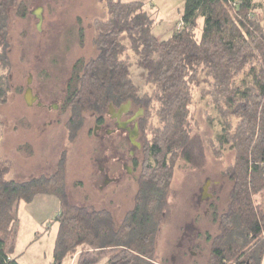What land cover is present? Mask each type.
<instances>
[{
	"label": "trees",
	"instance_id": "16d2710c",
	"mask_svg": "<svg viewBox=\"0 0 264 264\" xmlns=\"http://www.w3.org/2000/svg\"><path fill=\"white\" fill-rule=\"evenodd\" d=\"M105 18L94 22L97 56L79 60L63 103L73 141L85 113L104 115L108 104L131 100L145 110L138 190L132 209L118 223L112 211L74 204L66 187L67 153L50 175L16 180L13 161L2 155L0 120V264H20L15 256L20 202L56 195L60 209L52 264H163L156 251L178 161L205 164L204 140L194 114L198 90L214 106L221 129L208 140L216 158L235 151L226 168L232 182L229 204L215 212L207 264H263L264 261V2L184 0L183 15L167 40L156 37V20L141 1L100 0ZM30 0H0V105L9 100L10 14L28 15ZM203 29L197 34L199 20ZM180 23L182 26L180 27ZM83 37V32L81 33ZM132 54L146 71L150 91L134 82ZM209 116V120H214ZM154 119L156 123H154ZM40 235H38L39 237Z\"/></svg>",
	"mask_w": 264,
	"mask_h": 264
},
{
	"label": "rangeland",
	"instance_id": "374dc122",
	"mask_svg": "<svg viewBox=\"0 0 264 264\" xmlns=\"http://www.w3.org/2000/svg\"><path fill=\"white\" fill-rule=\"evenodd\" d=\"M136 1L144 2L155 18L156 37L169 39L182 18L184 0ZM28 9V15L23 18L12 10L9 19L11 90L9 101L0 105V120L5 125L2 155L11 158L14 164L10 177L24 180L50 175L65 151L66 187L72 202L111 210L121 223L134 204L138 180L113 161L112 151L100 147L93 133L92 112L85 113L84 126L69 141L66 124L70 111L63 107L64 90L75 65L98 54L94 22L106 17L107 7L100 0H30ZM37 9L41 10V24L35 15ZM199 24L198 35L203 29L202 18ZM131 61L134 82L140 86L141 93L149 92L146 71L137 66V57L133 54ZM28 85L35 93L39 91L44 102L52 107L29 105L25 99ZM195 102L197 131L204 140L207 160L198 168L184 160L176 164L157 236L156 251L163 264H207L211 239L219 229L214 213H222L229 204L232 182L226 168L234 161L235 151L226 149L222 158H216L208 143L221 129L214 118V106L207 98H201L199 90ZM209 116L214 120H209ZM140 171L141 167L136 177ZM60 205V199L54 194H42L31 203H19L16 212L20 230L15 256L20 264L52 263L59 226L54 217ZM70 261L68 258L65 264Z\"/></svg>",
	"mask_w": 264,
	"mask_h": 264
},
{
	"label": "flooded vegetation",
	"instance_id": "af4514ba",
	"mask_svg": "<svg viewBox=\"0 0 264 264\" xmlns=\"http://www.w3.org/2000/svg\"><path fill=\"white\" fill-rule=\"evenodd\" d=\"M72 78L71 76L66 84L63 103L67 98ZM26 88L25 94L29 88L32 89L34 99L32 105L37 104V106L49 109L52 107L44 102L39 91L34 92L31 85ZM110 106L115 109L112 110ZM108 107L106 115L92 113L93 118H95L93 133L98 138L99 145L103 150L113 152V161L121 165L124 172L129 176L132 175L138 180L139 175L136 177L135 173L140 168L143 157L144 139H142L141 120L144 118L145 110L142 105H137L131 100L117 106L109 103ZM102 172L105 171L102 170Z\"/></svg>",
	"mask_w": 264,
	"mask_h": 264
},
{
	"label": "water",
	"instance_id": "95a60500",
	"mask_svg": "<svg viewBox=\"0 0 264 264\" xmlns=\"http://www.w3.org/2000/svg\"><path fill=\"white\" fill-rule=\"evenodd\" d=\"M35 15L38 17V19L40 20L39 21V24H41V19H42V15H41V10L40 9H37L35 10ZM25 99H26V102L29 104V105H32L33 102H34V99H33V94H32V89L29 88L27 90V93L25 95ZM112 110H114L115 108L113 106H110Z\"/></svg>",
	"mask_w": 264,
	"mask_h": 264
},
{
	"label": "crops",
	"instance_id": "0c3cea01",
	"mask_svg": "<svg viewBox=\"0 0 264 264\" xmlns=\"http://www.w3.org/2000/svg\"><path fill=\"white\" fill-rule=\"evenodd\" d=\"M258 1L264 2V0H258ZM182 15H183V14H182ZM180 19H181V17H180ZM179 21H180V20H179ZM179 21H178V22H179ZM178 22L176 23V27H177ZM36 237L38 238V236H36ZM39 237H40V236H39ZM76 259H77V257H74L73 259H71V261H70L69 264H73V263H76V264H77ZM51 264H52V263H51Z\"/></svg>",
	"mask_w": 264,
	"mask_h": 264
},
{
	"label": "built area",
	"instance_id": "2783aa9c",
	"mask_svg": "<svg viewBox=\"0 0 264 264\" xmlns=\"http://www.w3.org/2000/svg\"><path fill=\"white\" fill-rule=\"evenodd\" d=\"M182 26V23H180V27Z\"/></svg>",
	"mask_w": 264,
	"mask_h": 264
}]
</instances>
